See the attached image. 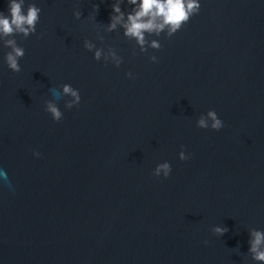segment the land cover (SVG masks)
Listing matches in <instances>:
<instances>
[{"label":"water","instance_id":"obj_1","mask_svg":"<svg viewBox=\"0 0 264 264\" xmlns=\"http://www.w3.org/2000/svg\"><path fill=\"white\" fill-rule=\"evenodd\" d=\"M34 2L19 73L0 41V264H264L248 251L264 230V0H200L147 53L106 30L114 0ZM85 39L123 63L97 61ZM65 83L81 94L71 109L51 91ZM210 109L218 131L197 126ZM165 161L171 175L154 176Z\"/></svg>","mask_w":264,"mask_h":264},{"label":"clouds","instance_id":"obj_2","mask_svg":"<svg viewBox=\"0 0 264 264\" xmlns=\"http://www.w3.org/2000/svg\"><path fill=\"white\" fill-rule=\"evenodd\" d=\"M26 0H9V13L5 14L0 11V41H2L5 48L10 49L4 56V60L9 69L13 72L19 73L21 69L20 59L25 56V48L18 44L16 36L22 35L24 38L29 37L37 32V24L40 21L42 9L34 2L28 3L25 10ZM124 0H114L112 4V14L110 16V23L106 25L108 32H113L118 27L123 29V35L129 40H135L141 52L147 53L149 48L160 49L162 44L158 39H151L152 35L160 36L166 33L168 37H172L179 31L191 17L198 14L201 9L200 0H127L129 5H132L131 11L125 12L121 5ZM96 12L99 11V5H94ZM74 15L80 19L82 11L75 10ZM103 40V37H98ZM84 47L88 51L94 50V58L100 61L103 57L105 63L113 62L117 67L123 63V57L118 55L113 47H109L107 51L103 47H97L93 40L85 39ZM133 49V55H135ZM150 59L153 62L157 61L156 55H151ZM129 78H134V74L129 71L127 73ZM62 92L58 89H52L54 96H69L65 107L68 109L78 106L81 101V94L79 89L74 88L71 84L65 83L62 86ZM45 111L51 114L55 121H61L64 113L58 106L55 100H46ZM199 128H211L220 130L224 127V121L219 117L214 109H210L206 115H201L197 120ZM184 146H182L183 148ZM36 156L41 153L36 151ZM191 156L190 153L182 150L179 152L181 160H187ZM172 172L170 162L159 163L153 170V175L165 178L169 177ZM212 231L217 235H224L229 231L228 227L223 225H216ZM250 239L248 241L249 253L254 261L264 262V230L251 228ZM208 243V241H205Z\"/></svg>","mask_w":264,"mask_h":264}]
</instances>
